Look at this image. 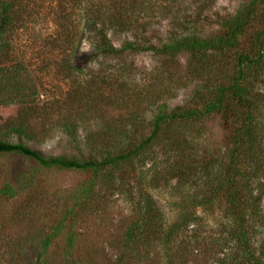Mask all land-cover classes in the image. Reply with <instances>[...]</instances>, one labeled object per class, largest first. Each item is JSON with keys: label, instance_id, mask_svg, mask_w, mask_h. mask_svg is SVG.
Masks as SVG:
<instances>
[{"label": "trees", "instance_id": "obj_1", "mask_svg": "<svg viewBox=\"0 0 264 264\" xmlns=\"http://www.w3.org/2000/svg\"><path fill=\"white\" fill-rule=\"evenodd\" d=\"M216 1L0 0V108L14 109L0 129L19 139L0 137V155L91 174L46 229L11 242L3 235L0 264H264V0H242L205 29ZM40 20L48 26L34 38L33 65L18 45ZM83 44L88 63H108V72L87 75L76 64ZM147 53L158 64L132 78L128 58ZM41 70L50 79L66 73L68 88L42 99ZM209 118L220 141L199 151ZM55 136L70 153L43 155L26 143ZM36 175L18 188L6 180L0 196L28 193ZM167 186L181 194L175 220L150 190ZM120 197L130 213L109 224L108 202ZM26 247L34 261L22 259Z\"/></svg>", "mask_w": 264, "mask_h": 264}, {"label": "rangeland", "instance_id": "obj_2", "mask_svg": "<svg viewBox=\"0 0 264 264\" xmlns=\"http://www.w3.org/2000/svg\"><path fill=\"white\" fill-rule=\"evenodd\" d=\"M241 1L242 0H217L211 9L204 11L205 15L202 17L203 23L205 24L204 28H212L217 18L234 13ZM166 22L167 21H163L158 28L163 29L166 26ZM47 26L46 20H40L28 24V27L21 32V41L23 40V43L22 45H18V47L21 48V51L25 52V57L31 63L38 58L35 49L37 45L34 43V38L36 35H39V32L46 31ZM81 47V54L77 57L76 64L79 67L84 66L83 69L85 70V74H104L108 72V70L105 69L108 63H103L102 65L94 62L88 63L86 56L88 47L86 44H83ZM128 59L132 66L126 69L127 72L131 74L132 78L134 75L146 74L145 72L152 69L159 62V58L149 53L134 55ZM179 59V62L175 61L173 65H170L172 69H179L181 63H183V58L179 57ZM35 63L36 62H34L33 65ZM38 75L43 76L44 72L42 70L41 72L38 71ZM51 77L52 76H48V73L43 76L44 84L40 89L42 99L56 98L63 88H68L69 81L66 79V73H62L57 79H50ZM194 86L195 83L192 82L189 83L186 88L179 90L177 96L171 102V105L178 104L185 100L190 95ZM13 110L12 108H0V122L1 116L11 114ZM104 122L105 120L103 119L102 124H104ZM85 126L86 123L80 126V131L84 132L83 129ZM199 130L201 132L199 151L215 146L220 141L221 131L215 118L205 120V122L199 125ZM0 137L19 141L16 136L9 135L8 131L2 128L0 129ZM23 140L25 139H22V141ZM26 143L43 155H60L65 152L70 153V144L64 136H55L51 139L48 138L38 142L30 140L26 141ZM33 172H36L37 175L28 193L23 194L20 192L19 195H13L8 198L0 196V218L3 220V227L2 229L0 228V238L4 235L3 238H5V240L7 239L6 242H11V239L16 238L20 234L25 235L28 232L37 231L38 228L46 229L47 223L60 219L64 209V201L69 192L91 176L90 173L53 168L39 170L37 163L31 158L20 155H0V186L7 180L14 188H18L25 176H29V174ZM170 187L171 186H167L166 188L155 187L150 190L158 205L167 213L169 220H175L178 213L177 202H179V195L181 194L173 191ZM190 190L193 191L196 190V188L193 187ZM108 203H110V205L107 206L109 211L107 210L106 218L109 224L115 222L114 220L118 219L120 216L130 213L129 202L121 197L116 204L114 202ZM206 220L210 225L212 224L211 226H215L214 217H208L207 215ZM33 223L36 224L34 225ZM64 240L65 232L61 231L51 242V252L58 250ZM10 253H12L11 256L15 255L12 251H10ZM35 256L36 253L33 248L26 247L22 254V259L34 261Z\"/></svg>", "mask_w": 264, "mask_h": 264}]
</instances>
